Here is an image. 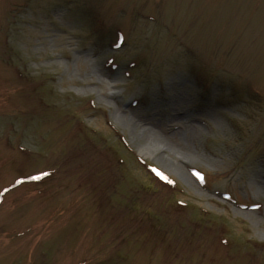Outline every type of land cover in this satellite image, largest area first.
Segmentation results:
<instances>
[{"label":"rangeland","instance_id":"1","mask_svg":"<svg viewBox=\"0 0 264 264\" xmlns=\"http://www.w3.org/2000/svg\"><path fill=\"white\" fill-rule=\"evenodd\" d=\"M0 264H264V0H0Z\"/></svg>","mask_w":264,"mask_h":264},{"label":"snow or ice","instance_id":"2","mask_svg":"<svg viewBox=\"0 0 264 264\" xmlns=\"http://www.w3.org/2000/svg\"><path fill=\"white\" fill-rule=\"evenodd\" d=\"M157 174H158V175H162V174H161V173H159V172H158Z\"/></svg>","mask_w":264,"mask_h":264}]
</instances>
